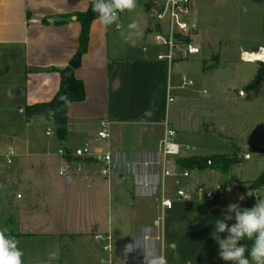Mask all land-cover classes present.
<instances>
[{"label": "crops", "instance_id": "crops-1", "mask_svg": "<svg viewBox=\"0 0 264 264\" xmlns=\"http://www.w3.org/2000/svg\"><path fill=\"white\" fill-rule=\"evenodd\" d=\"M89 1L0 0V45L10 49L15 61L22 59L24 107L50 101L58 91L60 75L53 69L68 64L80 33L74 16L60 17L85 11ZM109 32L110 26L92 20L86 52L74 70L83 83L84 98L67 108L68 132L63 146L73 149L90 143L95 151L108 150L110 173L101 174L95 160L77 158L69 174L60 175L58 155L55 165L47 159L54 156L51 149L60 144L42 116L26 119V123L38 120L50 130L49 135L47 130L40 139L10 134V144L29 143L25 157L29 154L38 159L18 165L27 178L24 190L30 194H25L23 204L19 202L22 229L13 235L16 239L55 238L36 252L24 254V264H143L142 249L124 252L135 239L165 255L168 264H222L217 241L228 233L216 232V220L223 219L230 203H239L242 209L254 205L223 195L196 218L197 205L203 201L176 196V190L183 188L180 178L163 174L165 169L177 170L175 157L163 161L159 143L165 126H170V93L180 88L172 83L177 61L165 59L166 49L154 38L148 47L143 42L136 45L131 36L110 43ZM16 106L24 112L18 103ZM101 121L109 123L103 144L96 134ZM170 162L172 170L167 167ZM198 180L191 184L186 180L183 189L189 190ZM162 198L171 199L170 208L160 205ZM1 205L0 197V211ZM231 215L233 219L225 221L228 225L235 223V214ZM96 235L109 236L110 252L102 249L106 239L96 240Z\"/></svg>", "mask_w": 264, "mask_h": 264}, {"label": "rangeland", "instance_id": "rangeland-1", "mask_svg": "<svg viewBox=\"0 0 264 264\" xmlns=\"http://www.w3.org/2000/svg\"><path fill=\"white\" fill-rule=\"evenodd\" d=\"M148 2L153 4L159 0H137L135 10L119 14L121 28L110 26V43L113 39L122 41L125 36H131L136 45L143 42L148 47L150 42L153 44L154 33L147 32L146 35L144 32L149 25ZM192 15L198 29L194 42L201 52L177 60L173 68L172 83L180 88L170 93L172 103L168 121L176 131V141L188 145L182 155L203 158L224 155L233 162L226 173L210 168L192 170L188 179H179V184L187 188L186 180L191 184L199 177L196 185L211 189L222 187L226 199L234 201L236 189L247 187L264 172V61L245 62L240 58L241 52L248 48L264 47V0L261 3L193 0ZM133 21L142 29L139 36L128 32L127 25ZM213 55L218 56L216 61L211 59ZM183 77L185 82L191 83L183 84ZM17 103L24 109L23 62L20 58L15 61L10 49L0 45V229H7L9 235L22 229L19 226L22 217L18 212L19 202L23 204L25 194H30L24 190L27 178L21 168L18 171V165L22 162L25 166L27 160L38 161L29 154L25 157L29 143L10 144V134L20 138L36 135L40 139V135L49 130L38 120L26 123L25 113L18 111ZM60 147L54 146L51 149L54 156L47 158L53 165ZM9 149L16 156L8 164L5 154ZM173 158L169 157L170 160ZM167 167L174 169L171 162ZM196 185H189V190ZM52 239L55 238L37 235L17 240L18 247L26 254L36 252V248Z\"/></svg>", "mask_w": 264, "mask_h": 264}, {"label": "built area", "instance_id": "built-area-1", "mask_svg": "<svg viewBox=\"0 0 264 264\" xmlns=\"http://www.w3.org/2000/svg\"><path fill=\"white\" fill-rule=\"evenodd\" d=\"M152 6L160 7V10L153 18L154 28L152 32L154 33V42L166 49V54L163 55L165 59L173 62L200 53V47L194 42V37L197 34V27L192 19L193 0H159V2L153 3ZM247 52L251 54L253 51ZM240 58L242 61L252 62L251 59L244 58L242 53ZM182 83L186 84L191 82H185V78L183 77ZM169 100H171V98ZM108 124L107 121L100 122V127L96 133L100 140H105L108 137ZM45 134L49 135L50 131H46ZM60 146L61 147L58 148L56 152L60 159V175H68L71 171L73 159L77 158L95 160L100 164L101 174L108 175L110 173L112 156L108 150L101 149L95 151L90 143H84L73 149H67L63 145ZM187 149L188 145H183L176 141V131L167 124L163 137L159 143V152L163 161L171 156L175 158L184 156L182 155V151ZM15 156L16 154L14 151L9 149L5 154L6 162L8 164L11 163ZM192 173V170L180 169L179 167H177V170L174 172L167 169L163 172L164 175L186 179H188ZM223 192L224 190L219 186H215V188L211 189L198 184L192 190H185L183 188L176 190V196L182 199L195 198L199 201H210L214 199L220 200L224 195ZM241 196L244 197L243 200L240 199ZM257 198L264 199V184L255 188H250L249 185H247V187L236 189L234 201L256 203ZM160 205L164 208H170L172 201L169 198H162ZM94 238L96 240L106 239L107 244L103 245L102 249L108 252L111 251L108 235L105 237L96 235Z\"/></svg>", "mask_w": 264, "mask_h": 264}, {"label": "clouds", "instance_id": "clouds-1", "mask_svg": "<svg viewBox=\"0 0 264 264\" xmlns=\"http://www.w3.org/2000/svg\"><path fill=\"white\" fill-rule=\"evenodd\" d=\"M136 7L137 0H92V10L105 28L115 25L120 29L119 14L131 12ZM127 29L137 36L142 34V29L135 21L129 23ZM121 35L125 36V32L121 31ZM125 38L130 39V36ZM61 100L68 102L66 96H62ZM232 213L235 214V223L229 226L225 221L233 219ZM215 230L217 233H228L227 238L217 241L220 259L230 264H264V199L257 198L253 207L243 209L239 203H230L224 210L223 219L216 220ZM7 233V229H0V264H24V253L18 247L19 241ZM246 238L253 241L250 249L240 243ZM136 248L143 250V264H168L165 255L157 253L153 246L145 245L138 239L127 244L124 252L127 255Z\"/></svg>", "mask_w": 264, "mask_h": 264}, {"label": "trees", "instance_id": "trees-1", "mask_svg": "<svg viewBox=\"0 0 264 264\" xmlns=\"http://www.w3.org/2000/svg\"><path fill=\"white\" fill-rule=\"evenodd\" d=\"M150 7H152V3L148 2L147 10H149ZM71 16H74L76 21L80 24L78 47L64 68L53 69L60 75V85L58 91L50 101L38 102L24 107V113L27 120L34 116H42L45 118L46 122L52 126L55 138L60 145H63L68 132L67 108L69 104L71 102L82 101L84 98L83 83L74 76V70L79 66L81 57L86 52L90 24L93 19L97 18V14L92 10V0L89 1L88 7L85 11L61 15L60 18H69ZM60 23L61 21H56V24ZM153 28L154 26L149 25L146 31L150 32ZM217 58V55L211 56V59L214 61H216ZM62 96H66L67 101L70 103L61 100ZM211 158L212 162L210 164H206L202 162L203 157L179 156L175 158V165L180 169L199 170L203 168H210L213 170H219L221 173H226L229 165L233 162L232 158H228L224 155H213ZM262 184H264V172H262L256 180H253V182L249 184V187L255 188ZM217 202L218 200L214 199L210 201H203L201 205L198 204L195 215L196 218H199L203 212L214 206ZM231 225L232 224H229V226ZM240 243L242 245H246V247L250 249L253 241L246 238Z\"/></svg>", "mask_w": 264, "mask_h": 264}, {"label": "water", "instance_id": "water-1", "mask_svg": "<svg viewBox=\"0 0 264 264\" xmlns=\"http://www.w3.org/2000/svg\"><path fill=\"white\" fill-rule=\"evenodd\" d=\"M145 2H147L148 0H143ZM258 3H261V0H257ZM160 10V7L159 6H152L149 8L148 12H147V16H148V22H149V25L153 26V18L154 16L156 15V13ZM247 51H253V52H256L258 50H260V47H251V48H248L246 49ZM241 154L247 156V154L243 151H241ZM202 162L203 163H206V164H210L212 162V158L211 157H206V158H203L202 159Z\"/></svg>", "mask_w": 264, "mask_h": 264}, {"label": "bare ground", "instance_id": "bare-ground-1", "mask_svg": "<svg viewBox=\"0 0 264 264\" xmlns=\"http://www.w3.org/2000/svg\"><path fill=\"white\" fill-rule=\"evenodd\" d=\"M242 55L244 58L251 59L252 62L254 60L264 61V47H261V49L256 52H251V54L247 51H242Z\"/></svg>", "mask_w": 264, "mask_h": 264}]
</instances>
